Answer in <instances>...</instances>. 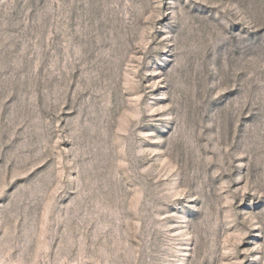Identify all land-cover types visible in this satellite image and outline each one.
Here are the masks:
<instances>
[{
    "label": "rangeland",
    "instance_id": "1",
    "mask_svg": "<svg viewBox=\"0 0 264 264\" xmlns=\"http://www.w3.org/2000/svg\"><path fill=\"white\" fill-rule=\"evenodd\" d=\"M0 264H264V0H0Z\"/></svg>",
    "mask_w": 264,
    "mask_h": 264
}]
</instances>
